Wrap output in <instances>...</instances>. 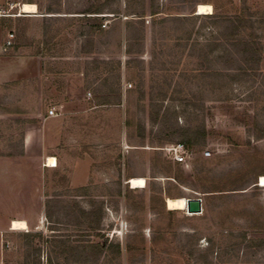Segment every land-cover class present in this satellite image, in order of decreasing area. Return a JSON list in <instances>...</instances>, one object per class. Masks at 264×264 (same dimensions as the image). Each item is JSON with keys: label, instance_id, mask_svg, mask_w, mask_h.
I'll list each match as a JSON object with an SVG mask.
<instances>
[{"label": "rangeland", "instance_id": "obj_1", "mask_svg": "<svg viewBox=\"0 0 264 264\" xmlns=\"http://www.w3.org/2000/svg\"><path fill=\"white\" fill-rule=\"evenodd\" d=\"M24 3L53 17L10 18ZM239 15L253 26L235 36ZM0 17L7 54L49 55L58 114L42 136L27 85L0 86V264H264V0H0ZM168 198L203 212L171 215Z\"/></svg>", "mask_w": 264, "mask_h": 264}, {"label": "crops", "instance_id": "obj_2", "mask_svg": "<svg viewBox=\"0 0 264 264\" xmlns=\"http://www.w3.org/2000/svg\"><path fill=\"white\" fill-rule=\"evenodd\" d=\"M46 17L53 16L39 15V11L36 14L28 15L26 13H21L20 7V13L17 15H13L10 18L30 19ZM1 19L2 17H0V21ZM13 40L14 38H6L3 35V30L0 28V86L10 85L17 82L22 85H27V90H30V92H28L29 94L26 99L29 105V110L26 118L32 123V126H36L38 128L37 130L41 133L42 136H44L46 122L51 118H56L47 117L43 111L45 93L46 90L50 88V86L48 85V78L46 77V75H48L46 69L47 62H49V55L45 54L44 52H41L39 54L27 53V55L15 54L14 56L13 54H7L12 47V45L9 46L7 43L11 41L13 44ZM72 81H74V79ZM74 85H76L75 82H73V86ZM128 182L127 184H129Z\"/></svg>", "mask_w": 264, "mask_h": 264}, {"label": "bare ground", "instance_id": "obj_3", "mask_svg": "<svg viewBox=\"0 0 264 264\" xmlns=\"http://www.w3.org/2000/svg\"><path fill=\"white\" fill-rule=\"evenodd\" d=\"M212 7L210 5H199L198 14L199 15H210L212 14ZM37 12V7L34 4H23L21 7V13L35 14ZM57 161L55 159H49V168H55ZM129 185L132 189H144L146 187V179L144 178H132L129 180ZM259 186L264 188V176L259 179ZM167 208L171 210L186 211L187 210V200L184 198L170 199L166 200ZM190 215V214H189ZM11 229L13 231H28L29 226L26 221L13 220L11 222Z\"/></svg>", "mask_w": 264, "mask_h": 264}, {"label": "trees", "instance_id": "obj_4", "mask_svg": "<svg viewBox=\"0 0 264 264\" xmlns=\"http://www.w3.org/2000/svg\"><path fill=\"white\" fill-rule=\"evenodd\" d=\"M102 5H97V6H92L91 8L85 10L83 13H80L81 15H83L84 17L82 18H99V17H89V16H97V15H100L102 14L101 13V10H102ZM153 15H156V13H153ZM88 16V17H87ZM141 17H145L144 15H142ZM209 17H213V15H210ZM227 23L230 24V26L233 28L232 30L234 31V34L236 36V34L238 35L241 31H245L246 29L247 30H250L252 29V24L251 26H248V21H244L243 20V17L242 16H235L233 18H230L228 20H226ZM251 23V22H250ZM236 32V33H235ZM245 48H246V63H249V60H255V57L257 56L258 52H255V50L253 49L252 45L251 44H246L245 45ZM250 50H252L253 52H251L250 54ZM130 54V52H129ZM244 71V69H243ZM246 74L247 73V70L244 71ZM203 137L205 138V134L203 135ZM184 143L186 144H191V141H184ZM264 176V175H262ZM151 207L153 208L154 207V199H151ZM175 213V211H171L170 214L173 215ZM111 249L114 253L118 254V255H121L122 253V249H121V245L120 244H112V243H108V240L105 241V243L103 244V246H101V250L103 249ZM130 247L127 245V249H129ZM130 250V249H129Z\"/></svg>", "mask_w": 264, "mask_h": 264}, {"label": "built area", "instance_id": "obj_5", "mask_svg": "<svg viewBox=\"0 0 264 264\" xmlns=\"http://www.w3.org/2000/svg\"><path fill=\"white\" fill-rule=\"evenodd\" d=\"M104 28L106 25L103 26ZM14 38V35H10V39ZM9 46L12 45V42L9 41L7 43ZM91 97V94H88ZM58 114L55 108H52L48 111V117H57ZM166 152V156L173 163L180 165L184 168H190L195 160L194 153L184 144H175L171 145L164 149ZM202 155L207 159L212 157V153L210 151H204ZM131 186V185H130Z\"/></svg>", "mask_w": 264, "mask_h": 264}, {"label": "water", "instance_id": "obj_6", "mask_svg": "<svg viewBox=\"0 0 264 264\" xmlns=\"http://www.w3.org/2000/svg\"><path fill=\"white\" fill-rule=\"evenodd\" d=\"M187 214L200 215L203 212V203L201 199H189L187 200Z\"/></svg>", "mask_w": 264, "mask_h": 264}]
</instances>
